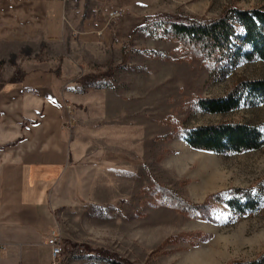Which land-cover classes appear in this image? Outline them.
I'll list each match as a JSON object with an SVG mask.
<instances>
[{
    "label": "rangeland",
    "instance_id": "1",
    "mask_svg": "<svg viewBox=\"0 0 264 264\" xmlns=\"http://www.w3.org/2000/svg\"><path fill=\"white\" fill-rule=\"evenodd\" d=\"M230 6L264 11V0H142L120 10L121 17L107 25L108 13L98 20L107 32L122 20L137 26L156 14L213 20ZM22 48L17 56L0 60L1 74L24 73L21 51L29 63L46 59L58 64L49 62L43 46ZM122 48L125 60L118 50L108 62L109 86L85 93L83 105L74 109L71 164L54 190L52 228L63 249L59 264H108L89 250L131 264L264 260V147L230 156L206 153L188 147L178 131L230 122L264 132V104L224 115L190 105L199 97H223L240 80L264 79V63L228 59L208 70L188 51L180 52L177 42L149 39L144 32L125 40ZM147 52L163 57L149 58ZM235 189L250 190L259 201L255 213L237 216L214 199ZM160 190L193 206L206 205V212L175 210ZM70 245L85 253L68 254ZM49 250L34 240L19 250L20 264H48Z\"/></svg>",
    "mask_w": 264,
    "mask_h": 264
},
{
    "label": "crops",
    "instance_id": "2",
    "mask_svg": "<svg viewBox=\"0 0 264 264\" xmlns=\"http://www.w3.org/2000/svg\"><path fill=\"white\" fill-rule=\"evenodd\" d=\"M139 3L0 0V60L17 56L25 44L43 46L49 62L60 60L57 77V66L46 59L29 63L21 51L22 81L10 82V70L0 74V264H20L19 250L34 240L46 246L53 230L54 190L71 164L74 132L68 121L76 118L75 106L83 105L85 96L73 92L71 80L111 61L112 52H121L123 42L143 25L122 20L98 38L99 16Z\"/></svg>",
    "mask_w": 264,
    "mask_h": 264
},
{
    "label": "trees",
    "instance_id": "3",
    "mask_svg": "<svg viewBox=\"0 0 264 264\" xmlns=\"http://www.w3.org/2000/svg\"><path fill=\"white\" fill-rule=\"evenodd\" d=\"M137 32H144L149 39L170 40L177 42L181 51H188L205 69L212 70L222 61L230 59L235 63L239 58L246 62L264 63V11L260 9H240L233 6L224 9L222 14L213 20L197 19L189 16L156 14L148 17L143 25L135 28L128 42ZM125 60V51H121ZM149 58L163 57L158 52H147ZM112 64L100 66L99 70L74 78L73 92L85 94L88 91L106 89L112 76ZM60 60L54 70L55 76L60 77ZM1 70V69H0ZM16 71V70H15ZM19 73V74H18ZM1 74V71H0ZM24 78L22 71L14 72L10 82H19ZM264 104V79H243L223 97L196 98L192 104L203 113L224 115L242 106L255 107ZM179 135L191 149L230 156L247 151H257L264 147V132L255 126L241 123L223 122L217 125H204L191 129H179ZM169 207L186 215L191 212L205 213L206 205L193 206L181 201L168 191L159 192ZM216 202L223 203L237 216L255 213L259 201L251 195L250 190L235 189L223 195L214 196ZM70 255H81L74 245ZM84 251V252H83ZM87 251V250H86ZM95 258L108 264H131L116 255L101 250L92 252ZM264 264L263 258L249 263Z\"/></svg>",
    "mask_w": 264,
    "mask_h": 264
},
{
    "label": "built area",
    "instance_id": "4",
    "mask_svg": "<svg viewBox=\"0 0 264 264\" xmlns=\"http://www.w3.org/2000/svg\"><path fill=\"white\" fill-rule=\"evenodd\" d=\"M121 17V12L118 9L112 10L108 12L107 14V22L106 25L115 19H119ZM103 29L101 28L100 30H97L95 32V35L98 38L102 37ZM73 122V118L69 119L68 125H70ZM44 244L49 247L50 249V262L49 264H59L61 255H62V240L60 238L59 233L56 230H52L49 232Z\"/></svg>",
    "mask_w": 264,
    "mask_h": 264
}]
</instances>
